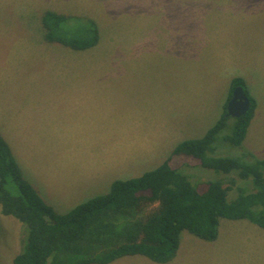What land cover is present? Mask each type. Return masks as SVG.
<instances>
[{"label": "rangeland", "instance_id": "374dc122", "mask_svg": "<svg viewBox=\"0 0 264 264\" xmlns=\"http://www.w3.org/2000/svg\"><path fill=\"white\" fill-rule=\"evenodd\" d=\"M49 11L96 22L98 44L75 50L49 42L42 23ZM73 25L77 24L70 23L67 29ZM64 38L69 41L70 37L66 34ZM235 78L247 81L250 95L259 96V115L252 120L241 149L220 141L217 156L242 159L243 152H249L262 160L264 0H0V116L13 107L15 95L22 105H37L52 99L58 89L95 88L102 99L99 116L118 114L115 126L128 124L122 131L111 121H99V129L89 131V138L69 147L68 153L76 154L74 159L61 154L48 170L41 166L50 154L58 153L59 130L25 126L19 147L13 151V132L0 130L10 141L12 157L15 159V152L20 157L25 180L58 214L74 209L67 208L72 203L67 204L65 196L74 191L72 183L79 180L78 174L97 169L86 158L109 154L122 159L128 150L138 155L142 148L154 146L149 159L137 161L140 164L133 172L121 171L118 177H140L156 169L179 143L203 137L216 124L224 114ZM68 109L78 118V111L85 112L84 108ZM22 116L29 121L27 114ZM65 120L72 121L67 115ZM136 122L142 125L140 129ZM71 135L81 134L73 131ZM38 136L43 138L41 143ZM159 143L161 148L154 152ZM198 164L185 156L170 160L173 168L183 170L195 182L223 179L224 174L200 169ZM39 165L46 177L38 174ZM111 186H101L104 190L96 195L108 193ZM225 186H230L229 180ZM238 195L234 187L229 199ZM157 207H147L145 214ZM1 210L0 206V264H9L17 235L22 250L23 227ZM111 264L160 263L137 255ZM165 264H264V229L249 221L222 219L218 238L212 242L184 231L176 257Z\"/></svg>", "mask_w": 264, "mask_h": 264}, {"label": "trees", "instance_id": "16d2710c", "mask_svg": "<svg viewBox=\"0 0 264 264\" xmlns=\"http://www.w3.org/2000/svg\"><path fill=\"white\" fill-rule=\"evenodd\" d=\"M42 23L49 42L75 50L98 44L100 32L94 21L49 11ZM70 23L77 25L68 30ZM238 86L244 88L251 107L230 124L227 105ZM228 102L224 114L203 137L179 143L156 169L117 180L108 193L66 214L56 213L25 180L9 143L0 134L1 211L23 227L22 250L14 264H111L137 255L165 264L176 257L184 231L212 242L218 238L222 219L247 220L264 229V159L249 152H243L242 159L217 156L220 141L243 147L257 102L241 78L232 81ZM174 156L193 158L200 169L222 173L226 179L195 182L170 165ZM225 180L230 186H225ZM234 187L239 195L231 201ZM154 204L156 210L145 214Z\"/></svg>", "mask_w": 264, "mask_h": 264}, {"label": "crops", "instance_id": "0c3cea01", "mask_svg": "<svg viewBox=\"0 0 264 264\" xmlns=\"http://www.w3.org/2000/svg\"><path fill=\"white\" fill-rule=\"evenodd\" d=\"M250 96L254 98L255 101L257 102L255 115L256 113L259 115L260 103H258L257 101L259 99V96L256 95L255 96L250 95ZM17 97L19 96L15 95L13 107L10 108V110L4 112L5 116H0V130L7 129L8 132L9 131L13 132L12 151L15 148L19 147L20 136H22L25 126H29L31 124L32 126H35L36 130L45 129V128H49V126H52L60 131L61 138H58L56 142L58 144V150H57L58 153H52L49 155L50 157L49 160H47L46 164H43L41 166L45 170L50 169L53 163L58 159V157L61 154H63L64 157H67L68 159L69 158L74 159L76 157V154L70 155L68 153L69 147L70 148L76 147L83 137L85 139L89 138L87 135L88 133H91L89 131L99 129V121L100 122L111 121L113 126H115L118 123V114L111 117H103V119L101 118V116H99L101 111V104H102L101 93L99 89L89 88L84 91V90H80L79 88H75L73 90L67 88L63 92H61V89H58V93L57 94L54 93L52 95V99H47L45 101H38L37 105L34 104L32 105L31 102L30 104L22 105L21 100L19 101ZM21 98H23V96ZM70 106L77 111L81 108H84L85 112L78 111L79 113V118H78L75 113L73 114L70 113L71 111H69L68 109L70 108ZM24 114L28 115L30 122L25 121L26 118L22 116ZM66 115L72 121H66L65 120ZM84 126L86 127V129L82 128ZM125 126H128V124L122 123L120 126H115L114 128L123 131ZM135 126L136 128L138 127L139 129L142 127V125L137 124V122L135 123ZM73 131H78L80 132L81 135L72 137L71 133ZM4 138H6L10 144L9 139L7 137ZM41 139L43 138L39 136L36 137L38 143H41L42 141ZM131 141L132 138L130 139L129 142ZM161 146L162 144L159 143V145L156 148L157 150L154 152H157L159 148H161ZM150 149H155V147L154 146L150 148L148 147L147 150H144L142 148V151H140L138 155H134L133 152L129 153L130 150H128L126 157L122 159H118L116 156H112L109 154H104V155L92 154V156L86 158V160H90L93 163H95L97 169L95 168L91 171L86 170L78 174L79 180L72 183L74 187L72 189H74V191H70V192L67 191V195L65 196V202L67 204L72 203L67 208H76L80 204L94 198L95 196H97L96 194L98 192H102L104 190L101 186L110 187L117 180H126L123 177L122 178L118 177L119 172L123 171L124 174L133 172V169L140 164V163L138 164L137 161L142 159H149L150 157L149 152H151ZM63 151L66 152L64 153ZM15 154L16 156L18 155L16 152ZM28 155H32V153ZM16 156H15V160L17 164L20 166V168H22L23 166L22 161L18 160L20 158L19 156H17V158ZM139 157L141 159H139ZM38 174L46 177V171L40 170V165H39ZM56 184L62 186V184L59 183V180L56 181ZM65 191L66 190H59L58 192H65ZM241 221H247V220H241ZM243 225L250 226V224H246L244 222ZM20 252H21L20 241L17 235V238L15 237L14 243L11 247V256L9 259V264H14V258Z\"/></svg>", "mask_w": 264, "mask_h": 264}, {"label": "water", "instance_id": "95a60500", "mask_svg": "<svg viewBox=\"0 0 264 264\" xmlns=\"http://www.w3.org/2000/svg\"><path fill=\"white\" fill-rule=\"evenodd\" d=\"M251 102L243 87L238 86L227 105V115L232 118H241L250 110Z\"/></svg>", "mask_w": 264, "mask_h": 264}]
</instances>
